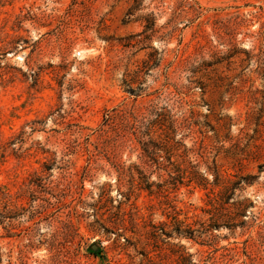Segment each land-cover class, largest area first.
I'll return each instance as SVG.
<instances>
[{"label": "rangeland", "instance_id": "1", "mask_svg": "<svg viewBox=\"0 0 264 264\" xmlns=\"http://www.w3.org/2000/svg\"><path fill=\"white\" fill-rule=\"evenodd\" d=\"M0 264H264V0H0Z\"/></svg>", "mask_w": 264, "mask_h": 264}, {"label": "water", "instance_id": "2", "mask_svg": "<svg viewBox=\"0 0 264 264\" xmlns=\"http://www.w3.org/2000/svg\"><path fill=\"white\" fill-rule=\"evenodd\" d=\"M97 249V247L96 246H93V250H96Z\"/></svg>", "mask_w": 264, "mask_h": 264}]
</instances>
